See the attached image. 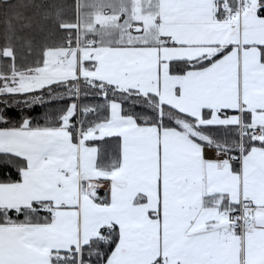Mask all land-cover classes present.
Wrapping results in <instances>:
<instances>
[{
    "label": "snow or ice",
    "instance_id": "1",
    "mask_svg": "<svg viewBox=\"0 0 264 264\" xmlns=\"http://www.w3.org/2000/svg\"><path fill=\"white\" fill-rule=\"evenodd\" d=\"M33 7L0 0V264H264V0H88L28 62Z\"/></svg>",
    "mask_w": 264,
    "mask_h": 264
},
{
    "label": "trees",
    "instance_id": "2",
    "mask_svg": "<svg viewBox=\"0 0 264 264\" xmlns=\"http://www.w3.org/2000/svg\"><path fill=\"white\" fill-rule=\"evenodd\" d=\"M18 2L23 4H39L42 5L40 9L36 8H28L25 9L26 15H35L39 24L43 26L44 31L37 30H28L24 33V35L31 38L34 42V56L29 57L28 62H32V59L39 58L40 48L44 42L51 43L53 40H59L63 38V32L57 31L54 28L53 19L50 16L48 19H45L43 13H52L53 15L58 9H63V18L69 21H75L76 19V4L77 3H86L88 0H18ZM5 14L3 11H0V46L3 45V33L5 30ZM49 32H53L52 39L46 41V37ZM23 42H21L22 44ZM20 45H18V48ZM68 103L67 100L63 102L62 105H58L56 107L66 106ZM85 103H102V100L99 97L90 98L86 100ZM44 109L37 108L33 115L39 118V114H41Z\"/></svg>",
    "mask_w": 264,
    "mask_h": 264
},
{
    "label": "rangeland",
    "instance_id": "3",
    "mask_svg": "<svg viewBox=\"0 0 264 264\" xmlns=\"http://www.w3.org/2000/svg\"><path fill=\"white\" fill-rule=\"evenodd\" d=\"M209 155L211 156V155H212V153H209Z\"/></svg>",
    "mask_w": 264,
    "mask_h": 264
}]
</instances>
